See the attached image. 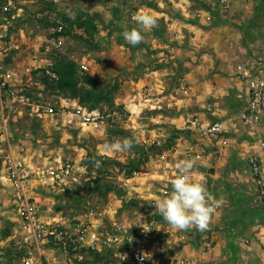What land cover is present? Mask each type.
<instances>
[{
    "label": "rangeland",
    "instance_id": "374dc122",
    "mask_svg": "<svg viewBox=\"0 0 264 264\" xmlns=\"http://www.w3.org/2000/svg\"><path fill=\"white\" fill-rule=\"evenodd\" d=\"M154 1L0 0V32L6 35V40H11L18 47L8 56L9 61L5 60V69L15 70L16 77L22 75L24 87L29 92L27 93L31 102L49 107L54 114L44 124L31 118L30 108L27 106L15 105V108L8 111L5 117L9 141L26 147L27 150H25L29 154L26 156L30 158L24 163L35 173L50 166L49 163H55V159L73 163L78 171L77 182L73 188L65 192H61L58 188L54 189L45 182H30L33 179L28 182L29 187L33 185L40 188L42 194L50 199L45 202L37 200L40 206L42 205V219L58 221L66 225L75 223L92 211L96 216L103 218L107 227H110L112 223L125 226L136 235L138 245L148 253L151 252L152 259L157 256L159 261L160 257H164L161 262L165 264V258L168 257L165 247L166 235L154 222L165 226L166 221L159 218L153 219V217L161 216L154 213V207L145 202H139L137 193L132 189V186L136 185L144 187L145 180L138 179L129 184L126 183L122 174L126 168L137 163L140 164L142 171L148 172L151 169L149 157L152 156L149 145L152 142H159L160 145H175L177 141L171 129L151 120L149 110H144L141 112L143 128L151 130L152 126H159V133L162 135L155 138L147 131L141 133L135 123L127 120V114L123 109H114L113 116L109 118L108 110L104 105L97 109L96 121L92 122L90 119L84 122L81 119L82 114L77 115L76 110H72L69 103H62L58 95L45 91L39 82L42 75L40 69H50L71 61L77 65L79 75L92 73L96 75L101 86L117 85L116 99H120L129 80L136 78V69L139 71L140 68L152 69L156 64L162 63L170 70L171 63L182 58L174 52L172 54L158 53L164 49L166 51L167 48L163 46L161 40L157 39H163L164 43H167L169 39L171 43L168 37L171 32L168 30L165 17L169 13L168 16L172 17L175 10L168 6L161 10L154 8L153 10L156 11L144 7L148 3L153 4ZM157 11H163L165 17ZM138 12L154 15L158 20V27L144 32V42L132 46L124 40L122 33L125 29L137 27L132 17ZM84 22L90 24L89 32H86L85 27L82 26ZM58 26L62 27L64 34L61 35L62 46L56 48L52 45L51 39L56 38L53 30ZM259 40L260 45H257V49L263 51L264 37ZM174 51L177 52L176 49ZM171 56L174 57L172 60L169 58ZM260 56L257 54V58ZM26 69L32 71L33 84L30 86H25L28 80V77L24 75ZM171 72H173L172 69ZM142 73H147V70H143ZM179 77L180 75L173 82V78L171 80L163 75L165 87L179 84ZM121 90L124 91L121 92ZM144 95L147 97L146 94ZM164 96L166 97L165 93ZM245 102L246 100L238 109H233L234 113L239 114ZM69 114H74L75 118ZM79 122L84 123L81 125L82 134L74 128ZM233 123L237 124L234 121ZM3 125L4 123L0 121V126ZM244 136L245 133L239 126L236 127L234 134L229 132L226 135L230 141L229 146L223 151L225 155L227 154L226 161L232 165V168L220 172L222 178L227 181V190L233 191L230 192L232 196L226 203V210H232L237 216L234 229L240 241L238 240L236 245L238 248L240 244L242 252L232 255L234 264H247V247L253 246L261 255L264 252V207L254 195L250 175L244 166V159L249 154L256 153L258 144L254 142V137V139L250 138L251 141L247 146H242L247 137ZM117 138L131 139L132 149L124 153L106 152L104 145ZM185 140L190 143V146L199 145L193 143L191 139L185 138ZM201 148L205 149L206 152L203 155H209V162L213 166L217 157L223 152L205 146ZM31 149H36L38 152L32 154ZM4 155L0 153V169L2 162L6 159ZM104 157L110 158L109 162H106ZM181 158L186 159L184 156H179V160ZM148 159L146 166L142 165ZM94 160L101 161V167L96 168ZM112 161L120 163L122 167L111 164ZM87 167L91 170L89 171ZM98 171L101 172L99 176ZM96 177H98V185L102 188L103 185H111L114 188L113 191L103 197L94 194L91 181ZM137 177L146 178L147 176L140 174ZM17 230L11 207L9 184L6 180L0 179V264H18V252L15 247V241L19 237ZM6 232L8 237L5 236ZM154 242L160 245L163 243L162 249H159L160 246L157 244L155 247L159 250L153 248ZM43 252L48 264H106L110 257L108 250L102 254L80 250L78 255L65 254L59 248L44 249ZM225 259L230 260V257Z\"/></svg>",
    "mask_w": 264,
    "mask_h": 264
},
{
    "label": "crops",
    "instance_id": "0c3cea01",
    "mask_svg": "<svg viewBox=\"0 0 264 264\" xmlns=\"http://www.w3.org/2000/svg\"><path fill=\"white\" fill-rule=\"evenodd\" d=\"M219 1L155 0L153 4L144 5L146 9L151 11H156L153 10L154 8L161 10L165 6L175 10V14L172 17L168 16L170 13L165 17L163 11H157V13L166 18L168 30L171 32L168 35L171 43H169V39L167 43H164L163 39H157L158 41L161 40L160 42L167 48L166 51L164 49V51L161 50L158 53L172 54L174 52L181 56L182 60H175L171 63L173 72H171V69H167V66H163L162 63L156 64L152 69L140 68V71L136 69V78L129 80V84L124 89L125 92L120 99H116L117 85H108L109 88L116 87L117 89L114 93V105L120 108L114 109H123L127 114V120L135 123L140 128L141 133L147 131L152 133L155 138L162 135L159 133V126H152L151 130L143 128L141 112L149 110L148 113L151 120L164 124L167 129H171L177 141L175 145H160L159 142H152L149 145L153 149L151 150L152 156L149 157L151 159V164H149L151 169L148 172H134L129 178H126L124 173L122 174L126 183L129 184L138 179L145 180L144 187L132 186V189L137 193L139 202L147 203L154 207L155 211V206L151 202L158 197H164L172 190L170 182L176 173L175 165L179 161V156L195 159L194 155H199L200 158L198 160L195 159L196 166L190 178L196 181L203 180L208 191L220 200V207L215 212L209 229L204 232L197 231L195 228L188 231H177L167 222L165 226L154 222L166 235L167 245L165 247L168 257L165 258V264H182L183 260H193L196 264H234L232 255L242 252L240 244L237 248L238 240L240 241V239L234 229L237 224V216L232 210H226V203L232 196L230 192L233 191L227 190V181L220 174L221 171H228L232 168V165L226 161L227 154L225 155L224 151L220 153L213 166L209 162V155H203L206 152L205 149L195 146L191 150L190 143L185 140L187 137L184 131L186 123L193 117H199L203 121L210 120L212 116L205 113V107L212 106L214 108L213 118L222 122L227 134L229 132L234 134L236 127L239 126L244 131L245 136H247L242 146H247L248 142L251 141L247 131L241 127L239 114L234 113L233 109H238L241 106L240 104L244 102L246 94V81L238 75V68L253 61L257 58V54L262 53V50L259 51L257 49V45H260L259 38L264 37V30H262L264 23L260 18V0H225L230 4L229 9L225 11L219 8ZM168 49H171V51H168ZM175 49L177 52L174 51ZM169 58L172 60L174 57L171 56ZM176 64L177 67H175ZM176 69L178 71L181 70L180 73H177ZM143 70H147V73L143 74ZM12 71L15 74V83H22L24 87L22 75L16 77L15 70ZM176 73L180 75L179 84L165 87L162 76L165 75L171 80L173 78V82H175L176 77H178ZM24 75L28 77L25 86L32 85V77L27 75L26 70ZM89 76L96 79L95 74L90 73ZM124 90H121V92ZM60 101L64 104L69 103L72 106V110H76L79 107L83 108L79 106L76 100L60 97ZM21 106L30 108L29 115L31 118H35L44 124L49 117L54 115L53 112L52 114L47 112L49 107H44L40 103H33L31 99L29 100V105ZM114 109L107 108V117L113 116L112 112L115 111ZM97 111V109L93 110V112ZM69 115L75 118L74 114ZM61 117L63 121L64 116L62 115ZM233 121L237 122L238 125L233 123ZM5 122L6 119L3 122L4 125L0 126V153H4L6 158H16L26 162L30 158V156H26L29 155L26 152V147L9 141V133ZM81 125H84V123L79 122L74 126L76 130H79V134L83 132ZM31 152L36 154L38 151L31 149ZM169 158L171 159L168 160ZM54 161L56 162L49 163L51 165L48 167H57L59 164L64 163L60 159H55ZM148 161L149 159L142 165L146 166ZM140 174L147 177L138 178L137 175ZM1 175L0 172V177H2ZM39 181L45 182L52 187L48 181L41 178L37 179L35 177L30 182L38 183ZM52 188L56 189L55 187ZM252 188L254 191L253 184ZM27 194L36 202L50 200L42 194L40 188L33 185L32 187H29V184L27 185ZM155 218L164 221L162 216L153 217V219ZM204 241H210L212 249L206 256L200 257ZM155 244L157 243L154 242L152 244L153 248L162 249L163 243L161 245L157 244L160 246L159 249L155 247ZM247 249V264H264V252L261 255L253 246L247 247ZM148 255L151 257L149 264H164L161 262L164 257H160L161 259L157 261L158 257L156 256L155 259H152L150 251ZM227 257H230V260H224ZM44 259L47 261L45 257Z\"/></svg>",
    "mask_w": 264,
    "mask_h": 264
},
{
    "label": "built area",
    "instance_id": "2783aa9c",
    "mask_svg": "<svg viewBox=\"0 0 264 264\" xmlns=\"http://www.w3.org/2000/svg\"><path fill=\"white\" fill-rule=\"evenodd\" d=\"M218 6L221 10L229 9L230 4L220 0ZM260 18L264 23V0H260ZM1 30V29H0ZM61 26L53 30L56 38L51 39L54 47L62 46ZM18 47L6 40V35L0 32V121H5V113L12 110L15 105H29V96L22 83L16 84L14 72L5 69V60L15 52ZM259 58L238 68V75L246 81L245 104L239 113L241 127L247 131L250 138L255 137L258 144L256 153L245 158V167L250 175L254 192L259 202L264 206V50ZM261 63V64H260ZM263 70H262V68ZM85 69V68H84ZM30 69H26L31 76ZM41 74L51 79L56 75L48 68L40 69ZM52 114V109H47ZM81 119L92 122L98 118V112H88L85 108L76 109ZM205 113L212 116L208 121L199 117L191 118L184 128L185 136L198 146L215 148L223 151L229 146L227 130L220 120L214 119V108L205 107ZM258 134V135H257ZM197 146L191 145V150ZM199 159V155H194ZM0 179L9 184L11 207L18 228L19 237L15 247L19 254L18 264H48L43 257L44 249H68L78 255L80 250H87L102 254L108 250L110 257L106 264H149V259L140 260L141 254L147 251L138 245L137 237L129 229L119 223H112L110 227L104 224L102 217L96 216L92 211L82 219L72 224H62L58 221H46L41 217L42 209L38 202L27 194L28 182L32 177L48 181L52 187L61 192L69 191L77 182V169L71 162H64L57 167H48L40 173H35L21 160L6 158L2 162ZM110 229V230H109ZM131 240V242H129ZM212 249L210 241H204L200 257L206 256ZM119 253L127 254V259L121 260ZM81 258V257H80ZM182 264H196L193 260H183Z\"/></svg>",
    "mask_w": 264,
    "mask_h": 264
},
{
    "label": "clouds",
    "instance_id": "9594fccd",
    "mask_svg": "<svg viewBox=\"0 0 264 264\" xmlns=\"http://www.w3.org/2000/svg\"><path fill=\"white\" fill-rule=\"evenodd\" d=\"M137 27L125 29L122 33L124 40L136 46L144 42L143 33L158 27V20L154 15L146 12H138L132 17ZM133 142L129 138L114 139L104 145L106 152L124 153L130 151ZM96 168L101 167V161L94 160ZM196 166L194 158L179 160L176 165V173L171 180V191L164 197H158L153 202L154 213H158L164 221L177 231H188L195 228L204 232L209 229L215 212L220 207V200L214 197L207 189L203 180L196 181L190 177ZM148 231L149 229H144ZM131 242V240L129 241ZM121 260L127 259V254L119 253ZM148 254H141L138 259H150Z\"/></svg>",
    "mask_w": 264,
    "mask_h": 264
},
{
    "label": "trees",
    "instance_id": "16d2710c",
    "mask_svg": "<svg viewBox=\"0 0 264 264\" xmlns=\"http://www.w3.org/2000/svg\"><path fill=\"white\" fill-rule=\"evenodd\" d=\"M82 26L85 27L86 32H89L91 28L89 23L84 22L82 23ZM62 34L64 33L62 32ZM6 61L8 62L9 59H6ZM50 70L55 73L56 79H51L42 74L39 81L45 91L55 93L64 99L76 100L79 106L88 111L96 110L103 105L109 109L120 108L115 107L114 105V93L117 90L116 87L109 88L108 85L101 86L97 79L92 78L89 75H79L78 67L74 62H64L61 65L53 66ZM151 150H153L152 147H150V151ZM104 158L106 162H109L108 158ZM88 159H90V157H88ZM112 162L113 163L111 164H115L119 168L122 167L120 163H117L116 161ZM87 168L89 171L91 170L90 167ZM134 172H143L139 163L130 168H126L124 176L129 178ZM100 173L101 172L98 171V176ZM91 182L93 184L92 192L98 196L103 197L114 189L111 185H103L102 188L98 185V177ZM5 236L8 237V232L5 233ZM68 252L73 254L70 248L68 249ZM17 257L19 258V254Z\"/></svg>",
    "mask_w": 264,
    "mask_h": 264
}]
</instances>
